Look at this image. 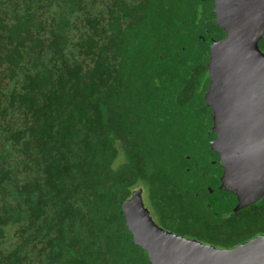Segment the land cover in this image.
I'll use <instances>...</instances> for the list:
<instances>
[{"label": "trees", "instance_id": "1", "mask_svg": "<svg viewBox=\"0 0 264 264\" xmlns=\"http://www.w3.org/2000/svg\"><path fill=\"white\" fill-rule=\"evenodd\" d=\"M214 9L0 0V264H151L123 211L141 188L180 236L231 249L264 235V197L235 213L220 188Z\"/></svg>", "mask_w": 264, "mask_h": 264}, {"label": "water", "instance_id": "2", "mask_svg": "<svg viewBox=\"0 0 264 264\" xmlns=\"http://www.w3.org/2000/svg\"><path fill=\"white\" fill-rule=\"evenodd\" d=\"M225 32L211 46L206 93L213 110L212 148L224 169L221 189L238 212L264 197V0H215ZM138 189L123 205L127 226L151 264H264V235L235 248H218L158 225Z\"/></svg>", "mask_w": 264, "mask_h": 264}, {"label": "flooded vegetation", "instance_id": "3", "mask_svg": "<svg viewBox=\"0 0 264 264\" xmlns=\"http://www.w3.org/2000/svg\"><path fill=\"white\" fill-rule=\"evenodd\" d=\"M218 161H219V165H220V167L223 169V167H222V163L220 162V159H218ZM212 163H213V165L215 166L216 165V161H212ZM218 167V166H217ZM223 173H224V169H223ZM222 176H223V174L221 175V177H220V181H221V178H222ZM213 177V176H212ZM212 181V180H211ZM210 190V189H209ZM224 191V190H223ZM226 192H228V191H226ZM230 193V192H229ZM234 210V209H233ZM258 237V236H257ZM256 237V238H257ZM249 242V241H248ZM243 244V243H242ZM237 247V246H236ZM235 248V247H234ZM229 249V248H228ZM232 249V248H231Z\"/></svg>", "mask_w": 264, "mask_h": 264}, {"label": "rangeland", "instance_id": "4", "mask_svg": "<svg viewBox=\"0 0 264 264\" xmlns=\"http://www.w3.org/2000/svg\"><path fill=\"white\" fill-rule=\"evenodd\" d=\"M144 198V197H143ZM144 201H145V204H146V206L148 207L149 205H148V201L146 200V197L144 198ZM149 208V207H148Z\"/></svg>", "mask_w": 264, "mask_h": 264}]
</instances>
